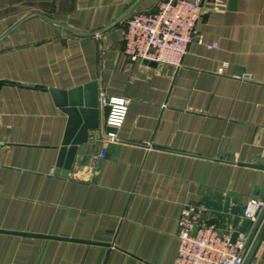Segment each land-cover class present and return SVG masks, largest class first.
<instances>
[{
    "label": "crops",
    "instance_id": "crops-1",
    "mask_svg": "<svg viewBox=\"0 0 264 264\" xmlns=\"http://www.w3.org/2000/svg\"><path fill=\"white\" fill-rule=\"evenodd\" d=\"M163 0H0V264H174L183 210L249 232L264 198V0H203L181 66L132 60L127 20ZM217 43V46H213ZM99 85L100 127L56 173L51 89ZM103 94L130 99L105 160ZM245 264H264V231Z\"/></svg>",
    "mask_w": 264,
    "mask_h": 264
},
{
    "label": "built area",
    "instance_id": "built-area-1",
    "mask_svg": "<svg viewBox=\"0 0 264 264\" xmlns=\"http://www.w3.org/2000/svg\"><path fill=\"white\" fill-rule=\"evenodd\" d=\"M213 8L223 11L225 4L213 0ZM203 10V0H163L153 12L132 13L124 34L126 55L132 60L181 66L189 45L198 41ZM101 102L108 112L98 133L101 150L97 161L106 159L110 145L120 143L119 133L128 115L130 99L103 94ZM243 214L251 223L250 231L239 233L232 242L230 234L203 219L196 207H186L178 223L180 244L174 264H245L254 239L264 231V198L250 199Z\"/></svg>",
    "mask_w": 264,
    "mask_h": 264
},
{
    "label": "water",
    "instance_id": "water-1",
    "mask_svg": "<svg viewBox=\"0 0 264 264\" xmlns=\"http://www.w3.org/2000/svg\"><path fill=\"white\" fill-rule=\"evenodd\" d=\"M51 93L56 105L69 117L56 169V173L67 176L79 147L89 141L91 130L100 127L99 85L97 81H92L70 90L51 89ZM114 147V144L110 145L109 150ZM196 232L197 228L194 234ZM236 237V233L232 235V242H235Z\"/></svg>",
    "mask_w": 264,
    "mask_h": 264
}]
</instances>
